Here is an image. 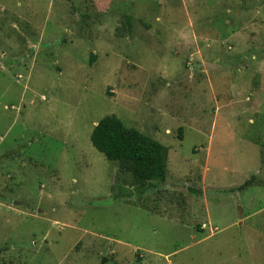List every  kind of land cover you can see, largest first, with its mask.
Instances as JSON below:
<instances>
[{
	"label": "rangeland",
	"instance_id": "rangeland-1",
	"mask_svg": "<svg viewBox=\"0 0 264 264\" xmlns=\"http://www.w3.org/2000/svg\"><path fill=\"white\" fill-rule=\"evenodd\" d=\"M108 114L165 182L93 145ZM0 264H264V0H0Z\"/></svg>",
	"mask_w": 264,
	"mask_h": 264
},
{
	"label": "trees",
	"instance_id": "trees-1",
	"mask_svg": "<svg viewBox=\"0 0 264 264\" xmlns=\"http://www.w3.org/2000/svg\"><path fill=\"white\" fill-rule=\"evenodd\" d=\"M93 145L109 160L119 163L132 183L146 191L167 177L168 148L162 142L134 127H128L115 114L101 118L91 135ZM255 175L241 189L254 184Z\"/></svg>",
	"mask_w": 264,
	"mask_h": 264
},
{
	"label": "crops",
	"instance_id": "crops-1",
	"mask_svg": "<svg viewBox=\"0 0 264 264\" xmlns=\"http://www.w3.org/2000/svg\"><path fill=\"white\" fill-rule=\"evenodd\" d=\"M244 220H245L244 218H241V219H240V222H243Z\"/></svg>",
	"mask_w": 264,
	"mask_h": 264
}]
</instances>
